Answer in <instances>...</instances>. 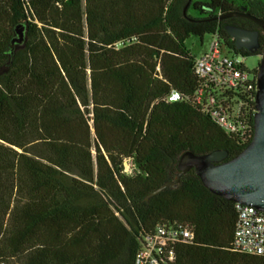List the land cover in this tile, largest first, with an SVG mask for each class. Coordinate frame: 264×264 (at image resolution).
Masks as SVG:
<instances>
[{
	"label": "trees",
	"instance_id": "1",
	"mask_svg": "<svg viewBox=\"0 0 264 264\" xmlns=\"http://www.w3.org/2000/svg\"><path fill=\"white\" fill-rule=\"evenodd\" d=\"M189 2L0 0V264H134L161 224L195 234L173 264H264L233 251L236 204L195 170L147 201L177 180L186 152L231 160L252 142L193 103L197 57L186 42L219 33L254 56L226 26L257 24L219 17L264 21V0H192L185 14ZM173 91L183 99L167 103Z\"/></svg>",
	"mask_w": 264,
	"mask_h": 264
},
{
	"label": "built area",
	"instance_id": "2",
	"mask_svg": "<svg viewBox=\"0 0 264 264\" xmlns=\"http://www.w3.org/2000/svg\"><path fill=\"white\" fill-rule=\"evenodd\" d=\"M244 59L225 45L219 33L212 35L208 50L195 61L199 83L191 99L220 129L246 144L253 140L255 132L258 74L246 68ZM182 99L179 92L173 91L166 102ZM123 167L128 176L136 172L132 159H126ZM236 209L233 251L264 259V213L240 204H236ZM194 240L195 234L188 225H158L152 234L142 238L134 264H173L178 246Z\"/></svg>",
	"mask_w": 264,
	"mask_h": 264
},
{
	"label": "water",
	"instance_id": "3",
	"mask_svg": "<svg viewBox=\"0 0 264 264\" xmlns=\"http://www.w3.org/2000/svg\"><path fill=\"white\" fill-rule=\"evenodd\" d=\"M190 2L185 7V14ZM232 18L250 20L264 30V21L245 11L228 13L220 16L219 20ZM226 32L235 40L237 51L245 49L251 55H256L260 48L258 31L228 25ZM18 33L20 35L19 42H21L23 40L22 30L20 29ZM260 58L256 114L254 116L255 132L252 142L241 154L231 160H228L229 152L224 150L214 151L206 155L186 152L178 164L180 173L177 180L169 182L153 192L147 201L167 188L177 186L184 175L195 170L203 185L213 194L235 204L252 206L264 213V54L260 55Z\"/></svg>",
	"mask_w": 264,
	"mask_h": 264
},
{
	"label": "rangeland",
	"instance_id": "4",
	"mask_svg": "<svg viewBox=\"0 0 264 264\" xmlns=\"http://www.w3.org/2000/svg\"><path fill=\"white\" fill-rule=\"evenodd\" d=\"M241 1V0H239ZM191 15L196 16L195 12L191 10ZM211 43V36L205 35L203 40L201 41L200 38L191 37L187 40L186 45L188 49L191 51L193 55L197 58L201 57L209 48ZM261 62L260 56H250L245 57L244 64L249 71H254L259 68Z\"/></svg>",
	"mask_w": 264,
	"mask_h": 264
},
{
	"label": "flooded vegetation",
	"instance_id": "5",
	"mask_svg": "<svg viewBox=\"0 0 264 264\" xmlns=\"http://www.w3.org/2000/svg\"><path fill=\"white\" fill-rule=\"evenodd\" d=\"M229 19H225V20H222V21H228ZM252 31H258L259 32V43H260V48L258 49L256 55H263L264 52V30L257 25V27L255 29H253ZM233 42L235 43V40L232 38ZM243 51H247V50H243ZM248 52V51H247ZM256 114V113H255Z\"/></svg>",
	"mask_w": 264,
	"mask_h": 264
}]
</instances>
